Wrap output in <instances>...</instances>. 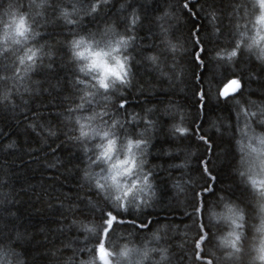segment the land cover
I'll list each match as a JSON object with an SVG mask.
<instances>
[{"label": "clouds", "instance_id": "1", "mask_svg": "<svg viewBox=\"0 0 264 264\" xmlns=\"http://www.w3.org/2000/svg\"><path fill=\"white\" fill-rule=\"evenodd\" d=\"M131 3L0 0V112L18 115L37 141L21 148L5 132L0 153L33 159L46 149L45 168L75 177L74 189L51 202L46 196L45 207L35 209H55L53 222L29 227L9 207L19 203L20 189L3 162L0 264H41L25 251L34 239L46 245L42 264H264V90L257 89L264 82V0L197 7L207 26L199 37V29L178 30L183 13L195 16L194 0H161L143 35L144 15ZM113 5L114 15H105ZM53 26L60 34L48 38ZM204 64L209 76L201 81ZM58 68L67 73L63 91L36 75ZM138 70L149 77L139 80ZM191 85L194 103L187 104ZM129 92L142 101L164 98L126 108ZM206 100L229 104L230 117L205 119ZM161 132L172 143L160 156L175 158L166 164L152 160ZM217 138L223 143L214 149ZM61 145L79 161L66 165ZM229 153L231 180L216 188L205 162L212 167ZM159 177L185 222L139 221L158 206ZM233 185L242 196L231 193ZM208 193L214 195L205 202Z\"/></svg>", "mask_w": 264, "mask_h": 264}, {"label": "trees", "instance_id": "2", "mask_svg": "<svg viewBox=\"0 0 264 264\" xmlns=\"http://www.w3.org/2000/svg\"><path fill=\"white\" fill-rule=\"evenodd\" d=\"M222 0H194L193 4H190V8L195 12V16H189L188 13H183L185 17V23L179 27V31L188 32L191 30L199 29L196 32V35L199 37L202 33H206L207 26L201 20L200 13L196 12L195 9L200 6L207 4H212L213 6H220ZM131 6H139L144 15L145 22L141 28V34H147L152 31V26L150 23L152 15L159 10L161 6V0H151V3H146L144 0H132ZM105 15H114V5L113 8H110ZM95 20H89L88 23H94ZM60 28L58 26H53L48 32V38H54L60 34ZM197 51L196 48L193 49V53ZM188 63L190 66L195 65V58L193 61L189 58ZM243 63V62H242ZM199 67V65H197ZM37 76L45 80H55L58 81L61 85L60 91L64 90V81L66 78V70L58 68L53 73L40 72L36 74ZM150 74L143 72L142 70L137 71V77L139 80L143 81L149 77ZM209 76V66L204 64L200 66L198 71V77L201 81L208 78ZM194 85L190 86L189 91L183 96V101L187 104L194 103L193 93L191 88H194ZM258 90H264V82L257 84ZM59 92H56L55 95H59ZM252 95H256V92H253ZM164 98L163 94L157 93L154 96L146 98V101H142L140 96L135 95L132 92H129L125 99L128 103L125 105L126 108H139L142 106L143 102L148 103H157ZM199 104V101H196ZM44 112L50 111V109H42ZM217 112L228 113L230 117V105L227 103H215L211 100H206L203 106V114L205 119L209 114H215ZM50 119H55L54 115L49 116ZM198 129H194L196 131ZM7 133L8 137H15L17 142L21 145V148L25 146H31L37 143L36 138L30 133L27 132L20 123V117L12 116L7 112H0V134ZM186 143H191V138H187ZM172 142L168 139L166 135L162 132L157 134V137L153 143V155L152 160L161 161L162 163H168L169 159L173 158H163L160 156V152L163 150L164 146L171 144ZM223 141L219 138L214 140V149L216 146L222 144ZM57 151L60 153V156L64 160L65 164L68 166L73 165L79 161V154L76 153L70 147L61 145ZM33 159H28L25 157V154L21 152L17 153H0V175L4 174V164L7 162L9 180L14 189H20L18 192L17 198L19 203L9 206L13 208L17 213V219L20 221L21 225H27L29 227H36L40 224L50 225L53 222L54 215L56 210H42L36 211V208H44V198L49 197V202H51L54 197H63L66 194V190L74 189L75 187V177L71 173H60L54 169H47L43 166L44 161L48 159L47 150L44 149L42 152L33 153ZM198 159V158H197ZM206 164H209V171L212 172L215 176L214 187L218 188L221 185L226 184L231 180L229 176V166H230V153L226 154L223 159L218 163L210 166V162L206 161ZM194 171H199V167L194 169ZM211 182V181H209ZM158 184L160 186V199L158 206L150 210L139 218L141 223L144 222L145 217H150L152 223H159L161 219L165 216L172 217L174 222L183 223L185 218L179 214L178 209L172 206L169 202L170 193L167 189L166 182L162 177L158 178ZM207 185H205L206 187ZM29 189V191H26ZM231 193L234 196H242V192L238 187L233 185L230 189ZM214 193H208L204 197L205 202L211 198ZM7 211V209H5ZM131 218V213L128 214ZM4 217L0 215V222H2ZM152 225H149V229ZM123 228L130 227L128 224L121 225ZM45 244L39 242L38 240H33L28 247L25 249L27 253L32 255L36 260L42 261L44 259L43 249Z\"/></svg>", "mask_w": 264, "mask_h": 264}, {"label": "snow or ice", "instance_id": "3", "mask_svg": "<svg viewBox=\"0 0 264 264\" xmlns=\"http://www.w3.org/2000/svg\"><path fill=\"white\" fill-rule=\"evenodd\" d=\"M227 87V86H226Z\"/></svg>", "mask_w": 264, "mask_h": 264}]
</instances>
